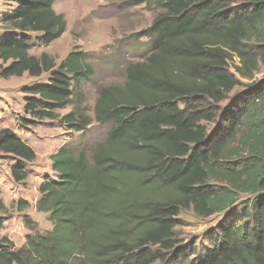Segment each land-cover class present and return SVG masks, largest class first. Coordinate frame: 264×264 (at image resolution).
Listing matches in <instances>:
<instances>
[{"label": "trees", "instance_id": "16d2710c", "mask_svg": "<svg viewBox=\"0 0 264 264\" xmlns=\"http://www.w3.org/2000/svg\"><path fill=\"white\" fill-rule=\"evenodd\" d=\"M54 2L17 0L3 17L10 34L0 41V78L48 74L23 88L24 114L84 133L91 119L83 108L56 112L73 97L83 102L86 54L74 49L56 64L29 52L30 34L42 46L64 34ZM145 3L159 10L141 32L148 55L128 64L122 86L97 89L93 114L110 124L105 139L66 143L50 158L57 179L39 185L35 207L51 229L26 235L18 249L1 238L0 264H264V84L219 108L238 85L235 74L251 79L264 66V0ZM0 153L17 159L10 174L24 181L20 164L34 161L33 150L5 128ZM190 208L199 218L223 214L213 247L201 258L168 255L175 218Z\"/></svg>", "mask_w": 264, "mask_h": 264}, {"label": "rangeland", "instance_id": "374dc122", "mask_svg": "<svg viewBox=\"0 0 264 264\" xmlns=\"http://www.w3.org/2000/svg\"><path fill=\"white\" fill-rule=\"evenodd\" d=\"M17 0H0V38L10 34L8 26L2 23L4 16L16 7ZM52 9L66 21L64 34L47 46L38 45L35 36H30V54L39 56L47 53L59 64L69 52L76 49L86 54V63L91 67L89 79L84 81L79 91L84 100L58 110L61 117L72 107L83 108L91 119L84 133H76L66 124L56 120H33L23 112V88L46 83L49 75L32 78L27 74L9 79L0 78V130H12L35 153L32 162H21L26 171L24 181L14 182L10 166L17 161L13 156L0 153V239L11 241L15 249L23 246L25 236L34 232L45 234L51 229L48 215L36 211V202L40 198L39 185L46 179L54 181L57 175L51 171V157L66 143L81 142L91 145L105 139L110 124H98L94 120L93 108L101 87L122 86L125 81L128 64L142 62L148 55L147 39L141 36L152 23L159 10L148 6L145 0H55ZM238 65L235 58L228 63V69L234 73ZM238 85L229 97L220 105L222 113L230 102L254 85L264 84V66L258 65L251 79H242L235 74ZM25 117L31 125L24 126L20 119ZM218 125L206 124L210 133ZM22 201L20 205L18 202ZM236 204L231 211L238 212ZM223 214L209 218L197 217L193 210L182 211L176 218L174 229V249L168 255L192 253V258L203 257L215 242L217 229L221 225ZM26 221L30 222L26 225ZM156 264H161L157 262Z\"/></svg>", "mask_w": 264, "mask_h": 264}, {"label": "crops", "instance_id": "0c3cea01", "mask_svg": "<svg viewBox=\"0 0 264 264\" xmlns=\"http://www.w3.org/2000/svg\"><path fill=\"white\" fill-rule=\"evenodd\" d=\"M10 33V32H9ZM8 34H6V35H4V36H2L1 38H0V41L3 39V37H5V36H7ZM31 35H34V34H30V36Z\"/></svg>", "mask_w": 264, "mask_h": 264}]
</instances>
